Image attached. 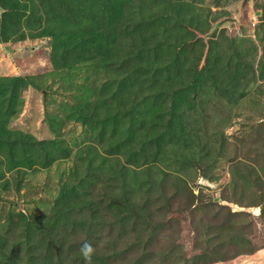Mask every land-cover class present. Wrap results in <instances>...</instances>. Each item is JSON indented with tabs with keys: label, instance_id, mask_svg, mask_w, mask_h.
<instances>
[{
	"label": "rangeland",
	"instance_id": "1",
	"mask_svg": "<svg viewBox=\"0 0 264 264\" xmlns=\"http://www.w3.org/2000/svg\"><path fill=\"white\" fill-rule=\"evenodd\" d=\"M264 264V0H0V264Z\"/></svg>",
	"mask_w": 264,
	"mask_h": 264
},
{
	"label": "clouds",
	"instance_id": "2",
	"mask_svg": "<svg viewBox=\"0 0 264 264\" xmlns=\"http://www.w3.org/2000/svg\"><path fill=\"white\" fill-rule=\"evenodd\" d=\"M95 251L96 249L90 242L85 241L81 244L79 252L83 257L85 264H93V256L95 254Z\"/></svg>",
	"mask_w": 264,
	"mask_h": 264
}]
</instances>
